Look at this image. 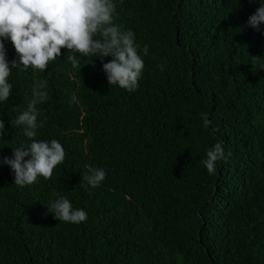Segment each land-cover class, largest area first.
Returning <instances> with one entry per match:
<instances>
[{
  "label": "trees",
  "instance_id": "1",
  "mask_svg": "<svg viewBox=\"0 0 264 264\" xmlns=\"http://www.w3.org/2000/svg\"><path fill=\"white\" fill-rule=\"evenodd\" d=\"M114 2L115 23L149 48L135 92L109 85L99 57L73 67L67 49L43 72L12 69L0 157L31 142L11 122L39 82L33 139L66 157L25 186L0 164V264H264V24L247 25L260 0ZM217 142L226 159L209 175ZM88 167L106 171L100 186L82 179ZM54 193L87 220H56Z\"/></svg>",
  "mask_w": 264,
  "mask_h": 264
},
{
  "label": "clouds",
  "instance_id": "2",
  "mask_svg": "<svg viewBox=\"0 0 264 264\" xmlns=\"http://www.w3.org/2000/svg\"><path fill=\"white\" fill-rule=\"evenodd\" d=\"M253 2V0H249ZM117 13L114 0H0V103L12 96L13 85L9 77L13 68H29L43 72L48 65L61 57L62 49L73 67L79 66L77 54L83 57H99L109 85L135 92L143 75L144 56L149 48L142 49L135 42V33L125 30L115 23ZM264 24V0L247 22L248 27L257 31ZM5 41H10L18 59H7ZM105 57H111L103 63ZM163 70V64L157 65ZM33 98L27 109L16 119L12 126H23L24 135L30 143L12 147V157H0V164L7 165L14 173V184L31 185L38 177L50 179L54 170L66 157L62 144L52 139L38 141L39 112L36 105L48 99L46 82H39L33 88ZM203 126L208 128L210 120L207 113H201ZM216 131L217 129H213ZM5 135V123L0 118V138ZM231 153H228L230 156ZM27 158V159H26ZM226 159L222 142H217L207 150L202 164L209 175L216 172L218 161ZM103 168L88 167L83 180L95 188L106 178ZM58 196L51 203L54 218L66 223L79 224L87 220V212L74 209L69 199Z\"/></svg>",
  "mask_w": 264,
  "mask_h": 264
}]
</instances>
